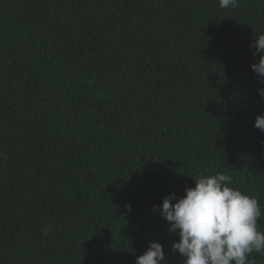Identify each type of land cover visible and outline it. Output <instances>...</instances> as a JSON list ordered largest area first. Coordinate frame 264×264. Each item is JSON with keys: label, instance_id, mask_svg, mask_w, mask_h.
<instances>
[{"label": "trees", "instance_id": "trees-1", "mask_svg": "<svg viewBox=\"0 0 264 264\" xmlns=\"http://www.w3.org/2000/svg\"><path fill=\"white\" fill-rule=\"evenodd\" d=\"M260 34L264 0H0V264H184L154 206L218 172L264 211Z\"/></svg>", "mask_w": 264, "mask_h": 264}, {"label": "clouds", "instance_id": "clouds-1", "mask_svg": "<svg viewBox=\"0 0 264 264\" xmlns=\"http://www.w3.org/2000/svg\"><path fill=\"white\" fill-rule=\"evenodd\" d=\"M219 6L235 8L238 0H219ZM250 48L253 57H258L251 69L264 84V34ZM258 94L264 97V88ZM254 127L264 132V115L256 116ZM194 180L195 187H187L183 197L172 193L164 198L162 207L154 206L170 224L169 232L178 231L172 251H178L184 264H255L252 254L264 255V231L258 224L264 211L259 201L231 187L232 177L223 172ZM135 264H165L163 245L149 241Z\"/></svg>", "mask_w": 264, "mask_h": 264}]
</instances>
